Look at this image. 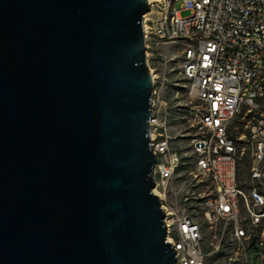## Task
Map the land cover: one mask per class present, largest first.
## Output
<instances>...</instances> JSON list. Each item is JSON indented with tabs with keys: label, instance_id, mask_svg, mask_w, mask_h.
<instances>
[{
	"label": "water",
	"instance_id": "95a60500",
	"mask_svg": "<svg viewBox=\"0 0 264 264\" xmlns=\"http://www.w3.org/2000/svg\"><path fill=\"white\" fill-rule=\"evenodd\" d=\"M149 0H0V264H175L154 194Z\"/></svg>",
	"mask_w": 264,
	"mask_h": 264
},
{
	"label": "built area",
	"instance_id": "2783aa9c",
	"mask_svg": "<svg viewBox=\"0 0 264 264\" xmlns=\"http://www.w3.org/2000/svg\"><path fill=\"white\" fill-rule=\"evenodd\" d=\"M149 4L147 55L179 46L199 102L183 126L153 96V192L175 264H264V0Z\"/></svg>",
	"mask_w": 264,
	"mask_h": 264
},
{
	"label": "rangeland",
	"instance_id": "374dc122",
	"mask_svg": "<svg viewBox=\"0 0 264 264\" xmlns=\"http://www.w3.org/2000/svg\"><path fill=\"white\" fill-rule=\"evenodd\" d=\"M181 7V2L175 4L176 9L180 10ZM189 15V11L181 12L182 17ZM148 53L149 67L155 83L154 111L159 110L163 114L166 112L170 115L172 123L188 126L192 120L194 106L199 102L191 96L189 85L180 77L181 48L163 46L157 51L149 50ZM254 263L256 264L255 257Z\"/></svg>",
	"mask_w": 264,
	"mask_h": 264
},
{
	"label": "bare ground",
	"instance_id": "6f19581e",
	"mask_svg": "<svg viewBox=\"0 0 264 264\" xmlns=\"http://www.w3.org/2000/svg\"><path fill=\"white\" fill-rule=\"evenodd\" d=\"M146 16V15H145ZM145 16H144V18H145ZM144 29H145V25H144ZM148 56V55H147Z\"/></svg>",
	"mask_w": 264,
	"mask_h": 264
}]
</instances>
